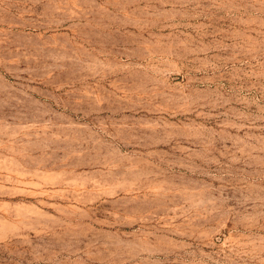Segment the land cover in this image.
<instances>
[{
	"label": "rangeland",
	"instance_id": "rangeland-1",
	"mask_svg": "<svg viewBox=\"0 0 264 264\" xmlns=\"http://www.w3.org/2000/svg\"><path fill=\"white\" fill-rule=\"evenodd\" d=\"M0 264H264V0H0Z\"/></svg>",
	"mask_w": 264,
	"mask_h": 264
}]
</instances>
